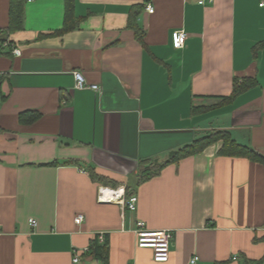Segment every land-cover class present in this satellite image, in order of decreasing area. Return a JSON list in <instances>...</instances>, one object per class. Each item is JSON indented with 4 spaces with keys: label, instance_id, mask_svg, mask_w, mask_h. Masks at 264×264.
Returning <instances> with one entry per match:
<instances>
[{
    "label": "crops",
    "instance_id": "crops-1",
    "mask_svg": "<svg viewBox=\"0 0 264 264\" xmlns=\"http://www.w3.org/2000/svg\"><path fill=\"white\" fill-rule=\"evenodd\" d=\"M198 1L27 0L11 31L0 0V264H99L95 237L108 264H158L137 222L172 232L165 264H264V168L219 156L221 141L175 159L212 131L264 157V0ZM76 72L99 91L75 90ZM144 168L158 175L139 184ZM100 187L135 211L99 203Z\"/></svg>",
    "mask_w": 264,
    "mask_h": 264
},
{
    "label": "trees",
    "instance_id": "trees-1",
    "mask_svg": "<svg viewBox=\"0 0 264 264\" xmlns=\"http://www.w3.org/2000/svg\"><path fill=\"white\" fill-rule=\"evenodd\" d=\"M27 2V0H10V6H9V29L11 31L21 30L23 28V22H24V4ZM68 9V10H67ZM66 9V21L65 24H67L68 19L71 18L72 14L69 10V8ZM139 9V10H138ZM137 11H140L142 8H138ZM134 13L132 11V14H130L129 17V27L134 31V34L137 38V40L142 43L143 40V32L137 27L135 23ZM136 14V13H135ZM72 28L66 27L63 30V33H66L67 31H70ZM263 46L256 47L253 50L254 55H256L257 51L261 49ZM255 84L254 80L245 79L240 84H237L236 81H234L233 84V91L231 95L227 98H224L225 100H222L223 103L231 102L237 97L239 94L245 92L246 90L253 87ZM25 116L21 117V121H24ZM36 116L31 117L29 121L35 120ZM27 121V122H29ZM218 141L222 142V147L220 151L218 152L219 156H227V157H242L247 158L250 161L257 163L261 165L264 168V157L255 152L252 149H248L246 147L239 146L235 141H233L230 137V135L225 131H212L208 135L196 140L191 145L184 146L179 154L177 155L176 162H178L179 159L190 157L196 154L201 153L204 149L207 147L213 145L214 143H217ZM56 164H51V166H55ZM159 170H154L150 168L149 170H145L140 173V179L139 184L150 180L153 177H156L158 175ZM125 198L128 200L131 198L130 196H127L125 192ZM84 254V253H83ZM87 256L92 258L94 261L98 262L99 264H108L109 259V243L106 237L103 238L102 242H99L98 237H95L93 240L90 241L89 247L87 248V252L85 253Z\"/></svg>",
    "mask_w": 264,
    "mask_h": 264
},
{
    "label": "built area",
    "instance_id": "built-area-1",
    "mask_svg": "<svg viewBox=\"0 0 264 264\" xmlns=\"http://www.w3.org/2000/svg\"><path fill=\"white\" fill-rule=\"evenodd\" d=\"M30 1V0H28ZM214 0H199V5H204L205 2L212 3ZM263 6V4H260ZM148 13H153L151 6L146 7ZM186 34L183 31H176L172 34V46L174 49H182L185 45ZM15 56H19L20 52L18 50H13ZM74 89L75 90H90L94 92L99 91V87L96 85H89L86 83L84 77L80 73H74ZM97 200L99 203L103 204H118L122 209H127L128 211L134 212L136 209L135 197H131L128 200L125 199V190L124 188H108L100 187L97 191ZM83 221L82 216L75 218V224H80ZM31 226H35L33 220L30 221ZM136 247L139 249H148L152 252V260L154 263L165 264L170 259V250L172 245L173 235L170 230H158L150 231L145 228L143 222H137L136 227L133 231ZM99 242H102V237L98 238ZM87 252V249L84 250ZM74 258L73 263L77 264L79 262L78 252H73ZM198 258L194 257L191 259L190 264H196Z\"/></svg>",
    "mask_w": 264,
    "mask_h": 264
}]
</instances>
